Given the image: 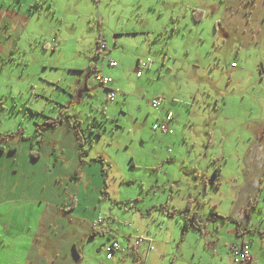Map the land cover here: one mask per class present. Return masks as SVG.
Here are the masks:
<instances>
[{
    "label": "rangeland",
    "instance_id": "rangeland-1",
    "mask_svg": "<svg viewBox=\"0 0 264 264\" xmlns=\"http://www.w3.org/2000/svg\"><path fill=\"white\" fill-rule=\"evenodd\" d=\"M193 8L204 10L202 22ZM99 32L116 67L106 62L101 73L97 58V74L112 79L114 101L87 67ZM137 60L149 62L140 77ZM261 67L264 0H0V133L34 137L40 113L65 108L85 130L88 157L105 164L96 228L111 230L120 249L108 261L97 234L80 247V264H237L228 247L235 226L203 215L213 188L204 195L202 178L211 176L207 162L220 168L233 154L236 121L259 114L250 96L260 92ZM166 110L172 134L152 128ZM190 196L202 233L182 231ZM254 217L264 221V204ZM252 249L261 251L257 240ZM23 254V239L0 242V264Z\"/></svg>",
    "mask_w": 264,
    "mask_h": 264
},
{
    "label": "crops",
    "instance_id": "crops-1",
    "mask_svg": "<svg viewBox=\"0 0 264 264\" xmlns=\"http://www.w3.org/2000/svg\"><path fill=\"white\" fill-rule=\"evenodd\" d=\"M204 16V10L192 9L194 22H202ZM96 52L95 43L87 66L96 60L90 58ZM109 52L106 48L104 61L101 58L102 72ZM138 61L141 60H137L136 64ZM94 65L95 71L92 72L96 73L99 68L95 61ZM232 68L237 69V65ZM259 72L262 84L260 92L250 96L252 107L260 108L259 114L250 120L236 121L237 129L227 136L230 140L235 135L236 141L231 145L234 147L233 154L219 168V187L216 188L210 181L215 167L208 162L206 171L211 176L202 178L204 195L209 188H213L209 193V203H203V215L208 217V223H214L215 219L224 216L230 221L226 223L235 226V239L229 245L235 241L249 245L251 260L246 264H264V221L254 217L255 211L264 204V70ZM167 113L171 112L166 110L159 113L160 119L156 121H165ZM39 116L43 120L38 124L42 129L38 137L26 135L23 128L20 132L17 131L21 128H17L8 138L1 136L8 134L0 133V242L4 245L8 241L12 247H16L19 238L24 240L23 258L13 262L15 264H80L82 245L97 234L103 239L112 238L111 230L106 229L101 233L97 225L92 227V222L99 217L100 199L107 196L105 164L103 159L102 162L96 160L99 156L88 157L86 147V153L80 154L77 134L65 120L52 127L45 125V119L49 117L41 113ZM172 120L173 116L167 122L169 128ZM26 136V139L22 138ZM83 138L86 139L85 135ZM36 142V147H33ZM213 197L218 198L213 200ZM253 201L255 205L250 208ZM187 204L189 210L185 212L186 215L194 214L204 224L203 216L192 207L191 196L185 207ZM2 211L5 212L4 217ZM13 216L18 219L16 224L12 222ZM31 216L34 218L33 229L29 227L30 220L27 218ZM188 231L197 230L190 228ZM254 240L259 242L261 251L252 249ZM107 242L104 241L101 247L105 248ZM113 257L106 259L111 261Z\"/></svg>",
    "mask_w": 264,
    "mask_h": 264
},
{
    "label": "built area",
    "instance_id": "built-area-1",
    "mask_svg": "<svg viewBox=\"0 0 264 264\" xmlns=\"http://www.w3.org/2000/svg\"><path fill=\"white\" fill-rule=\"evenodd\" d=\"M96 1V0H93ZM96 48H97V52L96 55L98 58H102V60L104 61V51L106 50V39L103 35L99 34L97 39H96ZM148 61H138L136 66L137 69L139 70L137 72V77H139L141 75L140 70L142 69H146L148 66ZM107 66L114 68L116 67V63L114 61H108L107 62ZM232 67H235V64H232ZM102 73V71H101ZM95 77L97 82L102 85L103 87L107 88L106 92H107V99L109 101H114L115 100V92L112 88H110L109 84L112 82V79L110 77L104 76L103 74L100 76L97 74V72L95 73ZM161 103V99L159 98H154L151 103L150 106L153 109H157L159 107ZM172 115L171 113H167L166 116V120L165 121H161V122H156L153 125V130L155 131H160L162 134H172V130L169 128L167 122L170 121ZM100 222L99 219H95L92 222V227L96 226L98 223ZM141 242V240L139 239L136 243ZM120 249V245L119 242L117 240H114L113 238H111V240L106 244L105 250H106V258L110 259L111 257H113L114 253L116 251H118ZM229 252L230 255L232 257V260L237 263V264H246L249 263L251 260V254H250V248L249 245L245 242H232L229 245Z\"/></svg>",
    "mask_w": 264,
    "mask_h": 264
},
{
    "label": "trees",
    "instance_id": "trees-1",
    "mask_svg": "<svg viewBox=\"0 0 264 264\" xmlns=\"http://www.w3.org/2000/svg\"><path fill=\"white\" fill-rule=\"evenodd\" d=\"M201 14V13H200ZM196 11L195 13L193 14V17L195 18L196 16ZM91 59H97L96 58V54L94 57H90ZM95 61V60H94ZM94 61H91L90 64H88V69L92 72L93 70L95 71V65H94ZM65 122L71 127L73 128V130H75L76 134H77V138L79 139V151H80V154H85L86 153V150H85V140H84V132L85 130L82 129L80 127V122L75 120V121H71V116L67 114V111L65 108H62L60 111H59V115L56 116V117H49V118H46L45 119V125H48V126H57L59 124H61L62 122ZM22 129H18L17 132H20ZM36 135L35 136H38L39 135V131L36 130ZM14 133H12L11 135H1L2 137L6 138V137H10L12 136ZM95 137H98L99 136V133L98 132H95ZM23 139H26L27 137H22ZM97 161H101L102 162V159L101 158H96ZM219 168H215L214 171H213V176L211 178V182L212 184L218 188L219 187ZM255 205V201L251 202L250 203V208H253V206ZM189 210V205L187 204V206L185 207V210L181 211L178 213V215H180L182 218H183V224H182V231H183V234L185 232H187L188 229L190 228H193L195 230H197L198 232L202 233L203 232V223L201 221V219L199 218H196V216L193 214V215H186V211ZM248 213V209L246 211ZM170 215H174L175 214V210L173 211H170L169 212ZM223 220L224 219H227V218H222ZM183 238V236H182Z\"/></svg>",
    "mask_w": 264,
    "mask_h": 264
},
{
    "label": "flooded vegetation",
    "instance_id": "flooded-vegetation-1",
    "mask_svg": "<svg viewBox=\"0 0 264 264\" xmlns=\"http://www.w3.org/2000/svg\"><path fill=\"white\" fill-rule=\"evenodd\" d=\"M210 181H211V179H210ZM110 240H111V238H108V239H107L108 242H109ZM108 242H107V243H108Z\"/></svg>",
    "mask_w": 264,
    "mask_h": 264
}]
</instances>
